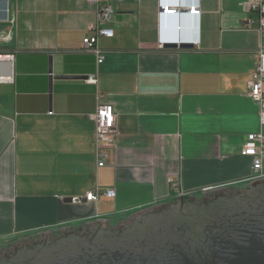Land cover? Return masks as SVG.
I'll return each mask as SVG.
<instances>
[{"label":"crops","instance_id":"1","mask_svg":"<svg viewBox=\"0 0 264 264\" xmlns=\"http://www.w3.org/2000/svg\"><path fill=\"white\" fill-rule=\"evenodd\" d=\"M256 1L102 0L114 9V36L99 39L98 65L80 52L95 4L0 0V53L13 55V79L0 81V239L253 182L242 150L261 130L249 97L264 50L259 14L247 10ZM163 4L180 11L161 15ZM193 5L200 15L187 13ZM92 74L97 84L85 82ZM98 102L117 117L105 167L89 117ZM96 186L116 196L86 201Z\"/></svg>","mask_w":264,"mask_h":264},{"label":"flooded vegetation","instance_id":"2","mask_svg":"<svg viewBox=\"0 0 264 264\" xmlns=\"http://www.w3.org/2000/svg\"><path fill=\"white\" fill-rule=\"evenodd\" d=\"M105 226L100 222L90 225L87 230L79 228L63 231L52 240L48 235L38 240L34 237L24 240L15 245L13 250L6 251L0 257V264L33 255L44 248L119 243L138 237L140 232L153 233L162 228H168L173 237L183 238L184 241L189 237H201L209 242L222 239L229 243L237 239H260L264 237V230L260 231L264 228V180L256 182L247 192L217 190L200 197H182L137 215L128 225H121L117 229ZM207 252L211 254L212 250Z\"/></svg>","mask_w":264,"mask_h":264},{"label":"water","instance_id":"3","mask_svg":"<svg viewBox=\"0 0 264 264\" xmlns=\"http://www.w3.org/2000/svg\"><path fill=\"white\" fill-rule=\"evenodd\" d=\"M177 46L175 41L165 45L167 48H176ZM180 47L189 48L192 45L181 44ZM261 180L264 179L219 190L243 193L250 191L251 187ZM211 192L214 191L202 192L199 197ZM189 196L193 195H185L175 199ZM175 199L123 218L97 219L44 231L33 236L1 244L0 257L6 251L13 250L15 245L33 237L38 240L44 235H48V238L52 240L63 231L78 230L79 228L87 230L90 225L100 222H103L106 225L105 227L109 229H117L121 225H128L137 215L167 205ZM263 230L264 228L260 231ZM200 231L203 232L202 230ZM164 239L168 240L164 241ZM169 241L174 243H168ZM209 250H212L211 254H208L207 251ZM7 264H264V237L247 240L237 239L234 243L225 242L222 239H214L209 242L208 239L201 237L194 239L189 237L188 240L184 241L183 238L173 237L168 228H162L160 230L156 229L153 233L140 232L138 237L125 239L119 243H99L85 247L44 248V250L37 251L33 255L14 258Z\"/></svg>","mask_w":264,"mask_h":264},{"label":"built area","instance_id":"4","mask_svg":"<svg viewBox=\"0 0 264 264\" xmlns=\"http://www.w3.org/2000/svg\"><path fill=\"white\" fill-rule=\"evenodd\" d=\"M88 1L96 5L97 20L89 26V31L93 34L83 38L80 52L95 54L98 65H101L105 60L106 52L101 49L99 39L101 37L111 38L114 36V30L109 26L113 19L114 9L111 5L102 3V0ZM160 8L161 15H174L180 11V9L173 8L166 4L161 5ZM185 10L191 15L201 14L199 5L186 7ZM247 10L259 14L260 26L264 29V0H257L255 3L249 4ZM6 20L8 22L14 21L9 6L6 9ZM253 23V19L246 20L247 26H252ZM1 40L2 38L0 36V41ZM8 59L9 61L13 60V55L0 53V74L2 73V61H8ZM12 79L10 81H12ZM85 82L89 84H97L98 74L89 75L86 77ZM98 95V101H100L102 96L100 94ZM249 97L257 103L260 108L261 130L257 133L248 135L242 154L253 159V166L249 180L256 181L264 178V50L259 53V62L253 73V81L250 85ZM89 117L95 122L97 165L98 167H105L107 154H105L103 150L106 147L114 146L118 135L116 113L111 104L98 102L96 111L91 113ZM115 196L116 191L114 189L102 190L96 186L91 191L87 192L85 200L88 202H98L102 197L114 198ZM181 196H185L184 193H180L179 197Z\"/></svg>","mask_w":264,"mask_h":264},{"label":"rangeland","instance_id":"5","mask_svg":"<svg viewBox=\"0 0 264 264\" xmlns=\"http://www.w3.org/2000/svg\"><path fill=\"white\" fill-rule=\"evenodd\" d=\"M4 47V45L2 44V42H0V51L2 50V48ZM2 62H6V63H9V62H7V61H2ZM11 64V63H10ZM12 65V64H11ZM12 78V77H11ZM8 81V80H7ZM198 195H200V194H198ZM139 211H141V210H139ZM139 211H136V212H139ZM136 212H134V213H136ZM134 213H131V214H134ZM131 214H129V215H131ZM128 215V216H129ZM124 217H126V216H124ZM54 229H58V228H51V229H46V230H42V231H39V232H32V233H27V234H24V235H20V236H17V237H12V238H4V239H0V245L1 244H5V243H8V242H11V241H15V240H18V239H21V238H24V237H28V236H33V235H36V234H39V233H41V232H44V231H49V230H54Z\"/></svg>","mask_w":264,"mask_h":264},{"label":"bare ground","instance_id":"6","mask_svg":"<svg viewBox=\"0 0 264 264\" xmlns=\"http://www.w3.org/2000/svg\"><path fill=\"white\" fill-rule=\"evenodd\" d=\"M4 59V58H2ZM9 63L2 62V73L0 74V80L6 81L10 80L12 77V65L10 64L12 61H8ZM264 179V178H263Z\"/></svg>","mask_w":264,"mask_h":264}]
</instances>
